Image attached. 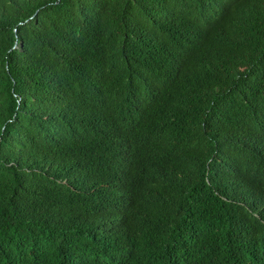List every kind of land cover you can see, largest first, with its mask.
Segmentation results:
<instances>
[{
    "label": "trees",
    "instance_id": "1",
    "mask_svg": "<svg viewBox=\"0 0 264 264\" xmlns=\"http://www.w3.org/2000/svg\"><path fill=\"white\" fill-rule=\"evenodd\" d=\"M0 264H264V0H0Z\"/></svg>",
    "mask_w": 264,
    "mask_h": 264
}]
</instances>
